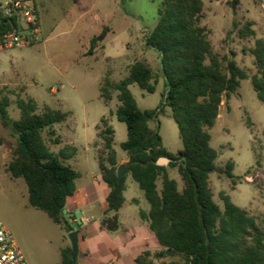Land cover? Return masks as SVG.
Masks as SVG:
<instances>
[{
  "label": "rangeland",
  "instance_id": "374dc122",
  "mask_svg": "<svg viewBox=\"0 0 264 264\" xmlns=\"http://www.w3.org/2000/svg\"><path fill=\"white\" fill-rule=\"evenodd\" d=\"M164 1L89 0L90 6L83 14L77 7L73 8L72 0H61L68 8H73L72 14L51 8L41 19L39 42L0 51V91L2 96L10 99L8 112L11 119L20 117L18 98L35 99L39 113L46 107L74 113L67 123L54 126L63 143L53 144L48 129L44 130L43 137L54 153L64 147L70 150L72 142L78 146L79 164H75L74 159L64 161L80 172L78 186L90 183L92 174H100L98 160L100 156L108 157L99 137L103 130V115L115 131L113 149L117 159H127L121 148L127 140V126L115 115L119 92H112L108 104L101 97L100 87L106 79L113 84L119 83L129 76L135 62L144 61L158 79L156 91L148 93L137 84L130 85V91L141 110L154 109L162 101L165 87L159 53L145 44V36L156 27ZM203 2L201 24L209 30L214 53L221 58H234L249 75L235 94L230 98L223 97L218 120L208 129L211 145L218 151L216 171L210 174L209 186L215 202L222 209V194H227L264 230V104L251 83V77L258 72L252 50L257 40L264 39V0ZM106 24L108 32L104 44L100 43L92 55L88 54L91 39ZM244 27L253 34L241 36L240 30ZM82 104L87 113L85 120ZM159 121L164 147L177 154L183 143L171 108L166 107L160 113ZM150 127L155 129L156 122L151 121ZM16 147V133L3 126L0 120V221L12 232L28 264H62V250L71 247L70 233L45 212L32 207L25 180L13 178L7 171ZM229 161L235 165L232 178L225 173ZM168 171L182 191L184 182L178 169L169 168ZM126 184L124 196L127 202L122 213H137L138 207L149 211L150 204L131 174L127 175ZM158 187H162L161 179ZM134 200L139 201L138 206ZM162 261L183 264L182 258L174 255L154 259V264Z\"/></svg>",
  "mask_w": 264,
  "mask_h": 264
},
{
  "label": "trees",
  "instance_id": "16d2710c",
  "mask_svg": "<svg viewBox=\"0 0 264 264\" xmlns=\"http://www.w3.org/2000/svg\"><path fill=\"white\" fill-rule=\"evenodd\" d=\"M203 13V0H165L156 27L145 36V44L159 53L164 79L165 92L156 108L141 110L129 88L137 84L148 93L156 91L158 79L144 61L135 62L129 76L121 82L113 84L106 79L100 87L101 97L107 104L112 100V92H119L115 115L127 126V140L121 144L129 157L125 166L150 204V210H141L140 217L148 223L162 247L155 254L143 252L136 258V264H154V259L169 257L171 250L174 256L182 258L183 264H264V230L227 194H222V209L209 186L210 174L216 171L218 151L211 145L208 129L218 120L223 97L235 94L249 75L234 58H221L214 53L209 30L201 24ZM16 27L11 18L0 22L1 30ZM107 32L108 28L104 27L91 39L88 54L95 52ZM240 34L248 36L253 31L244 27ZM252 53L258 72L251 77V83L264 104V39L257 40ZM10 104V99L0 91V120L17 136V147L7 171L13 178L25 180L32 207L45 212L54 223L71 233L74 229L63 211L67 199L77 190L79 173L64 160L72 157L76 149L64 148L56 154L43 137L44 130L48 129L53 144H59L61 140L56 136L54 125L64 122L69 114L50 107L39 113L33 98H18L20 117L14 120L9 117ZM166 107L172 110L183 143L177 154L164 147L160 135L159 115ZM151 121L156 122L155 129L150 127ZM102 126L99 137L108 157L100 156L99 168L110 188L107 213H115L102 224L116 231L119 228L117 211L125 202L127 175L117 179L115 131L105 118ZM160 157L169 158V164L159 166ZM234 167L232 161L226 164L225 173L229 178L233 177ZM169 168L178 169L184 182L182 191L169 177ZM62 264H73L72 247L62 250Z\"/></svg>",
  "mask_w": 264,
  "mask_h": 264
},
{
  "label": "crops",
  "instance_id": "0c3cea01",
  "mask_svg": "<svg viewBox=\"0 0 264 264\" xmlns=\"http://www.w3.org/2000/svg\"><path fill=\"white\" fill-rule=\"evenodd\" d=\"M34 2L39 14L40 26L42 17L47 14L51 8H60L63 9L65 13L70 14L71 12L72 14L73 8L77 7L79 12L81 11L84 14L85 8H89L90 6L89 0H72L73 8H68L61 0H34ZM107 25L108 24L104 25L103 28ZM82 107V114L85 120L87 118V113L84 104H82ZM66 112L69 114L67 119L74 116L72 111ZM104 118L105 116L103 115V119ZM67 119L65 120L66 122L64 121L65 123L68 122ZM98 125H100V123L97 124L96 127ZM71 131L76 134L75 130L72 129ZM62 141L63 140H61L60 143H63ZM71 144L73 145L72 148L76 149V152L67 160L74 159L75 164L78 165L81 160L79 149L73 142ZM126 157L127 159H117L118 166L121 164L125 165L128 162L129 157L127 154ZM85 159L88 161V154H86ZM64 161L66 162V160ZM78 173L80 178L81 174L79 171ZM109 193L110 188L103 181L100 172L98 175H91L90 183L81 186L77 185L75 194L67 199L66 210L67 213L70 214V220L73 221L76 219L75 213L77 210H80L82 219L88 220L87 222L82 221V225L78 231L79 253L76 261L77 264H136V258L143 252L150 251L153 253L154 251H161L162 247L158 243L154 233L150 230L148 223L140 217L141 210L144 212L148 211L138 207L137 213L128 211L122 213L123 207L127 202L126 199L121 209L117 211L119 221L118 230L110 231L102 224L104 219L112 218L115 214L114 212L107 213V197ZM133 203L138 206L139 201L134 200ZM84 210L87 211V213H84ZM73 215H75V217Z\"/></svg>",
  "mask_w": 264,
  "mask_h": 264
},
{
  "label": "built area",
  "instance_id": "2783aa9c",
  "mask_svg": "<svg viewBox=\"0 0 264 264\" xmlns=\"http://www.w3.org/2000/svg\"><path fill=\"white\" fill-rule=\"evenodd\" d=\"M7 18L16 22L17 27L0 29V51L7 52L39 42L41 26L34 0H2L0 22ZM0 264H28L12 232L1 221Z\"/></svg>",
  "mask_w": 264,
  "mask_h": 264
},
{
  "label": "water",
  "instance_id": "95a60500",
  "mask_svg": "<svg viewBox=\"0 0 264 264\" xmlns=\"http://www.w3.org/2000/svg\"><path fill=\"white\" fill-rule=\"evenodd\" d=\"M233 6H234V3H233ZM169 162H170V159L167 157H160L157 160V164L159 166H167L169 164ZM129 173H130L129 169L124 164H121L118 166V169H117V179H121L122 177H124L125 175H127ZM63 213L66 217V220L70 223V225L74 229V231L70 233V241H71V247L73 250V264H76L77 263L76 262L77 256L79 253L78 231L80 230V227L82 225V214H81L80 210H77L75 213L76 219L72 221V220H70V214L67 213L66 209L63 211ZM168 254L170 256H173L174 251L171 250Z\"/></svg>",
  "mask_w": 264,
  "mask_h": 264
}]
</instances>
